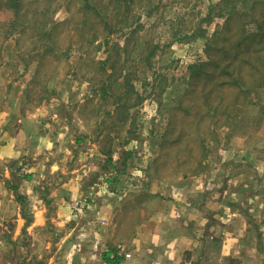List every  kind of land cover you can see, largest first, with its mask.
Masks as SVG:
<instances>
[{"label": "rangeland", "instance_id": "rangeland-1", "mask_svg": "<svg viewBox=\"0 0 264 264\" xmlns=\"http://www.w3.org/2000/svg\"><path fill=\"white\" fill-rule=\"evenodd\" d=\"M253 1L0 0V106L12 111L0 117V138L5 124L18 125L20 109L45 107L42 126L51 145L35 160L46 167L47 186L53 190L75 167L86 192L70 203V220L51 231L47 247L24 231L13 240L10 229L14 243L0 245V264H73L87 245L93 256L109 253L124 264L131 253L127 239L118 236L104 248L98 238L87 243L85 222L72 224L96 200H122L132 191L145 202H170L165 220L192 221L188 231L201 238L195 259L208 253L213 260L207 264H215V231L201 230L198 214H189L206 201L210 224L218 221L216 203L233 199L231 189H264V58L258 57L264 41L254 45L248 34L239 40L252 43L244 51L250 65L233 62L245 92L232 83L216 92L219 78L205 74L234 60L228 59L232 40L263 10L264 2L252 9ZM235 12L238 19L228 21ZM244 30L259 28L249 22ZM66 156L70 170L52 169ZM29 165L27 159L12 164L11 173L27 176ZM8 184L16 187L17 179ZM13 194L21 214L27 201Z\"/></svg>", "mask_w": 264, "mask_h": 264}, {"label": "crops", "instance_id": "crops-1", "mask_svg": "<svg viewBox=\"0 0 264 264\" xmlns=\"http://www.w3.org/2000/svg\"><path fill=\"white\" fill-rule=\"evenodd\" d=\"M44 109L45 107L20 109L21 118H18V125L12 128L7 124L3 126L4 132L0 138V166L5 168V173L0 174V177H3L0 178L1 246L12 245L13 241L8 231L13 229V240L18 239L19 234L24 231L32 236L33 243L37 242L40 245L43 242L42 245L47 247L46 238L51 231L66 226L70 220L72 213L70 203L79 202V198L86 193L82 174L75 173L78 168L72 167V170L67 168L70 167L67 161L68 156L58 159L56 166L52 167L55 170L59 169L62 173H66V169L70 170L66 173L67 176H61L53 190L47 186L49 177L44 172L46 167L39 165V161L35 160L37 155L42 153V149L50 148L51 145L49 135L42 126ZM7 112L12 111L0 106V117L5 116ZM6 128L10 129L6 130ZM24 159L29 160L30 173L27 176H21L18 173L13 175L12 164H19ZM13 177L17 179L16 187H10L8 184ZM260 180L264 181V175ZM249 189L248 187L245 190L239 185L238 189H231L233 199L230 202L221 201V206L216 203L218 208L215 216L218 221L207 223L209 207L206 201L201 203L199 211L189 214V217L194 219L196 215L194 216L193 213L198 214L197 221L201 230L215 231L214 239L219 247L215 264H264V249L258 248L261 244L256 243V241L263 242L261 246L264 245V189L256 193ZM14 191L21 194L27 201L24 208L26 211H22L21 214L19 208L17 211L13 209ZM223 193L224 189L221 190L222 195ZM138 194L139 192L132 191L131 195L122 200L112 195L96 200V205L85 210L82 221L73 222L72 226L77 225L79 228L85 222V228L89 229L86 235L87 243L93 244L98 238L101 246L108 249V245L120 240L118 236L127 239L126 245L128 247L131 245V253L130 257L123 261L124 264H151L152 262L203 264L202 261L207 264L213 260L208 253H201L195 259L196 251H193V248L200 244L201 238L193 236L188 231L193 225L192 221H185L181 225L178 221L165 220L163 215L171 209L170 202L160 199L156 201L154 197H150V200L145 202ZM205 198L206 196L203 199ZM10 218H13L12 225H10ZM103 220L104 224L101 223ZM115 230L122 231L117 235ZM81 237L83 236H78L80 240ZM82 240L85 242V239ZM87 247L88 250L83 252L80 258L77 257L78 261L76 258L73 264H108L104 260L105 254L93 256L89 249L90 245ZM187 250L192 253L184 259V253ZM2 253L3 251L0 254Z\"/></svg>", "mask_w": 264, "mask_h": 264}, {"label": "trees", "instance_id": "trees-1", "mask_svg": "<svg viewBox=\"0 0 264 264\" xmlns=\"http://www.w3.org/2000/svg\"><path fill=\"white\" fill-rule=\"evenodd\" d=\"M259 1L260 0H255L251 3L253 5L252 9H254L256 3ZM261 1L264 2V0H261ZM259 6L261 9L263 8V10L258 15L253 17L254 20L251 19V20H248L245 23H243L242 24V30L240 31V33L238 35H235L234 39L231 42L230 48H232V49L231 50L228 49V51L230 50V53H228V59L230 60L231 58H233L235 56L234 60L233 61L227 60V61H229L228 64H225L223 66V68L221 69V71L218 70V72H214L212 74H210L208 72L205 73L206 76H209V77L214 76V77H218L220 79V81H218L219 79H217L215 81V83H217V85H218V87L216 88V92L220 93L221 89L225 88L226 86L231 85V83L234 86H236V88L239 89L241 92H245V90L242 88L243 83L241 81V79H242L241 71L236 67V65L233 62L234 61L241 62L240 66H239L240 68L242 67V64L250 65V60H248V57H247L248 54H246V52H244V51L249 49L250 46H252V43L251 44H245L243 46L242 41H239L243 37V35L248 34V35L252 36L256 41L254 43V45H256L257 42L260 43V42L264 41V3H262V5H259ZM235 16L237 18L236 12H235V15L233 17L229 18L228 21L233 20L235 18ZM238 17H240V15H238ZM249 22L255 23V24L257 23L259 31H256V34H253V32L248 33L247 30H244V26L246 25V23H249ZM232 23H233V21L230 23L229 32L224 36V39H223L224 42L229 41L230 36L233 32V24ZM235 42H238V45L236 47H233ZM256 50H257V52L259 51V49L257 47H256ZM257 52H255V53H257ZM243 56H246V57H243ZM240 57H243V58L241 60H239ZM258 57L264 58V54L262 56H258ZM213 63L215 64V66H218L216 61ZM209 64L214 66L212 63H209ZM219 104H221V101H219L218 105ZM18 198H21V197L18 195ZM104 260L110 264H117L120 262V258L110 259L109 253L104 255Z\"/></svg>", "mask_w": 264, "mask_h": 264}]
</instances>
